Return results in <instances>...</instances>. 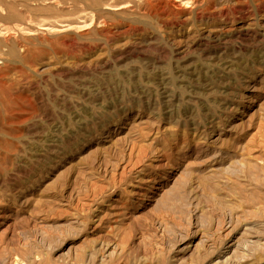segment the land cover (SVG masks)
I'll use <instances>...</instances> for the list:
<instances>
[{
  "label": "rangeland",
  "instance_id": "1",
  "mask_svg": "<svg viewBox=\"0 0 264 264\" xmlns=\"http://www.w3.org/2000/svg\"><path fill=\"white\" fill-rule=\"evenodd\" d=\"M0 264H264V0H0Z\"/></svg>",
  "mask_w": 264,
  "mask_h": 264
},
{
  "label": "bare ground",
  "instance_id": "2",
  "mask_svg": "<svg viewBox=\"0 0 264 264\" xmlns=\"http://www.w3.org/2000/svg\"><path fill=\"white\" fill-rule=\"evenodd\" d=\"M170 2V1H169ZM156 3V2H155ZM188 4V3H187ZM194 4V3H193ZM182 5V4H181ZM62 6V5H61ZM180 6V5H179ZM214 14V13H213ZM92 25V24H91ZM103 32V31H102ZM233 131V130H232ZM204 244V243H203ZM209 244V243H208ZM248 247V246H247ZM212 248V247H211ZM258 248V247H257ZM246 249H248V248H246ZM211 250V249H210ZM249 250V249H248ZM201 252V251H200ZM209 252V251H208ZM230 252V251H229ZM233 254L235 253V251L233 250V252H232ZM241 253V252H240ZM230 257V256H229ZM229 259V258H228ZM239 259V258H238ZM180 260V259H179ZM242 260V259H241ZM234 261V260H233ZM223 262V261H222Z\"/></svg>",
  "mask_w": 264,
  "mask_h": 264
}]
</instances>
